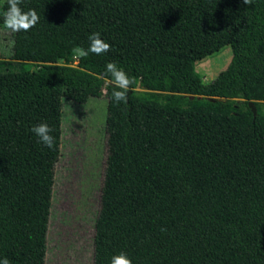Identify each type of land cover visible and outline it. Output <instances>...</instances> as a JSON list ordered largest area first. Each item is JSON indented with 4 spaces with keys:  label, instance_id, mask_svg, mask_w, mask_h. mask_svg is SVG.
Wrapping results in <instances>:
<instances>
[{
    "label": "trees",
    "instance_id": "1",
    "mask_svg": "<svg viewBox=\"0 0 264 264\" xmlns=\"http://www.w3.org/2000/svg\"><path fill=\"white\" fill-rule=\"evenodd\" d=\"M7 7L0 259L43 264L62 93L107 83L92 264H264V0H22L40 16L27 32L5 27ZM92 33L111 49L80 57ZM223 46L228 64L203 83L195 63ZM108 63L135 79L127 103Z\"/></svg>",
    "mask_w": 264,
    "mask_h": 264
},
{
    "label": "rangeland",
    "instance_id": "2",
    "mask_svg": "<svg viewBox=\"0 0 264 264\" xmlns=\"http://www.w3.org/2000/svg\"><path fill=\"white\" fill-rule=\"evenodd\" d=\"M9 45L8 34L0 30V58L9 56ZM230 56L229 47L223 46L196 62L194 70L203 83L211 82ZM107 87L105 83L67 88L62 93L60 155L53 168L43 264H92L93 223L105 157Z\"/></svg>",
    "mask_w": 264,
    "mask_h": 264
},
{
    "label": "clouds",
    "instance_id": "3",
    "mask_svg": "<svg viewBox=\"0 0 264 264\" xmlns=\"http://www.w3.org/2000/svg\"><path fill=\"white\" fill-rule=\"evenodd\" d=\"M21 2L22 0H7L8 7L3 13L4 25L12 32H27L35 27L40 20V16L34 9L23 11L20 7ZM242 3L244 5H252L253 0H242ZM88 41L89 47L87 49H76L80 57H86L89 54L101 55L109 52L111 49L110 44L102 40L99 33H92L89 35ZM104 75L109 78V83L113 86L111 98L116 103H127V93L135 83V79L129 77L128 74L115 63H108L106 65ZM31 131L38 137L43 145L49 149L54 148L55 138L50 134L52 129L46 123L33 126ZM0 264H10V261L5 257L0 259ZM111 264H132V261L125 253L121 252L112 257Z\"/></svg>",
    "mask_w": 264,
    "mask_h": 264
}]
</instances>
